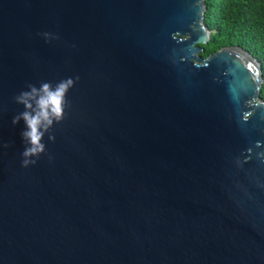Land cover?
<instances>
[{
  "label": "water",
  "instance_id": "1",
  "mask_svg": "<svg viewBox=\"0 0 264 264\" xmlns=\"http://www.w3.org/2000/svg\"><path fill=\"white\" fill-rule=\"evenodd\" d=\"M206 9L0 0V264H264L261 61L238 43L203 56ZM68 77L22 167L14 97Z\"/></svg>",
  "mask_w": 264,
  "mask_h": 264
},
{
  "label": "clouds",
  "instance_id": "2",
  "mask_svg": "<svg viewBox=\"0 0 264 264\" xmlns=\"http://www.w3.org/2000/svg\"><path fill=\"white\" fill-rule=\"evenodd\" d=\"M46 41L58 39L50 33H41ZM72 77L62 79L55 83L41 82L37 87L28 84L27 90L21 91L14 97L17 104L23 105L24 110L12 119V124L16 125L21 120L24 121L25 129L21 132V137L25 144V149L21 153L22 167L35 165L41 156L46 152V145L43 143L45 134L50 133L54 123H60L64 118L65 109L68 106L67 93L74 87L76 80ZM49 141H54V135H48ZM10 145L4 143L0 147L8 148ZM51 159V157H50Z\"/></svg>",
  "mask_w": 264,
  "mask_h": 264
},
{
  "label": "trees",
  "instance_id": "3",
  "mask_svg": "<svg viewBox=\"0 0 264 264\" xmlns=\"http://www.w3.org/2000/svg\"><path fill=\"white\" fill-rule=\"evenodd\" d=\"M210 39L204 56L223 45L238 43L260 61L264 77V0H205ZM208 10V11H207ZM261 95L264 97V80Z\"/></svg>",
  "mask_w": 264,
  "mask_h": 264
},
{
  "label": "bare ground",
  "instance_id": "4",
  "mask_svg": "<svg viewBox=\"0 0 264 264\" xmlns=\"http://www.w3.org/2000/svg\"><path fill=\"white\" fill-rule=\"evenodd\" d=\"M208 11V10H207ZM209 26V25H208ZM210 28V27H209Z\"/></svg>",
  "mask_w": 264,
  "mask_h": 264
}]
</instances>
